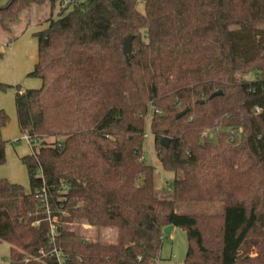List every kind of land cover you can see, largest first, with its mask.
<instances>
[{
    "label": "trees",
    "instance_id": "obj_1",
    "mask_svg": "<svg viewBox=\"0 0 264 264\" xmlns=\"http://www.w3.org/2000/svg\"><path fill=\"white\" fill-rule=\"evenodd\" d=\"M61 1L0 6L8 34L33 7L50 9L48 26L33 33L29 75L42 84L17 85L15 95L21 132L39 141L22 157L30 191L0 177V241L11 244L10 264L26 256L27 264H57L40 254L54 245L72 264H153L169 225L187 233L184 264H264V0ZM249 73L255 78L239 77ZM149 113L159 163L174 173L168 198L143 159ZM9 119L0 108V163ZM42 189L58 218L54 243ZM181 202H220L223 211L182 214ZM75 221L116 228L117 238L84 237L67 227Z\"/></svg>",
    "mask_w": 264,
    "mask_h": 264
},
{
    "label": "rangeland",
    "instance_id": "obj_2",
    "mask_svg": "<svg viewBox=\"0 0 264 264\" xmlns=\"http://www.w3.org/2000/svg\"><path fill=\"white\" fill-rule=\"evenodd\" d=\"M10 0H0V6ZM60 8V7H59ZM57 7L53 12V17L59 15ZM139 9L144 10L143 4H139ZM27 13V12H26ZM25 13V14H26ZM24 14V15H25ZM23 15V16H24ZM20 26L13 29V33L8 34L2 30L0 36V51L3 56L0 58V82L12 85L5 90L0 89V107L4 108L9 114V122L5 126V135L3 138L7 141L5 145V161L0 163V177L7 178L11 182L19 183L24 187L25 192L30 191V179L26 165L22 157L33 153V146H38L39 141L30 144L24 139V134L18 127L17 112L15 105L16 86L20 85L22 89L38 88L42 84L40 78L30 76L29 73L34 69L37 61L38 42L33 33L28 30L23 33L25 23L31 19L37 21L36 27L47 21L50 17L48 6L37 7L26 14ZM28 25V24H27ZM1 27V26H0ZM2 29V28H1ZM20 32L10 41L14 34ZM11 43V44H10ZM243 80L255 78L254 73L239 76ZM148 114L146 131L148 132L143 159L155 167V184L161 197L168 198L173 188L174 173L162 168L157 158V151L154 147V139L149 130ZM208 138L216 140L217 130L208 129L205 131ZM55 138H48V143H53ZM176 211L182 214H215L223 211V204L220 202H181L176 205ZM35 222V221H34ZM68 228L79 232L84 237L90 239H102L105 241H115L117 238V229L113 227H96L83 222L68 223ZM188 249V238L184 228L176 226L173 230L165 233L160 257L154 264H184ZM11 244L5 240L0 241V264H10L11 262Z\"/></svg>",
    "mask_w": 264,
    "mask_h": 264
},
{
    "label": "built area",
    "instance_id": "obj_3",
    "mask_svg": "<svg viewBox=\"0 0 264 264\" xmlns=\"http://www.w3.org/2000/svg\"><path fill=\"white\" fill-rule=\"evenodd\" d=\"M73 1L74 0H62L60 2V7L64 8L68 4L72 3ZM254 109L257 112H259L261 110L259 105H255ZM242 130H243L242 128H239L237 131H232L231 141L237 140V138L240 137ZM24 139H26L31 144V141H32L31 136H29L28 134H24ZM38 197L40 200V207L43 209V212L47 215V219L51 222V234H52L51 242L54 243L55 234L57 231L58 218L51 216V207L49 204V195H48L47 191L45 189H42V191L40 192ZM63 214L66 215L67 213L65 211H63ZM40 222H41V220L38 219L33 224L39 225ZM40 254L43 257L49 256V255L54 256L57 260V264H72L69 256L66 253H64L60 247H58L56 245H54L52 247V249H50L49 251L41 249ZM30 260H31V257L26 256L24 258V263L27 264ZM156 261H158V260H156Z\"/></svg>",
    "mask_w": 264,
    "mask_h": 264
},
{
    "label": "water",
    "instance_id": "obj_4",
    "mask_svg": "<svg viewBox=\"0 0 264 264\" xmlns=\"http://www.w3.org/2000/svg\"><path fill=\"white\" fill-rule=\"evenodd\" d=\"M132 42H133V36L132 35H128L125 40L123 41V52L126 56V61L129 63L131 58L133 57V50H132ZM222 91H216L213 93L212 96H216V95H219L221 94ZM189 110V107H186L184 110H182L178 115L177 117H180L182 115H184L187 111ZM170 141V138L169 137H164L163 140H162V143L164 145H168ZM173 228V225H169L165 228V233H168L172 230Z\"/></svg>",
    "mask_w": 264,
    "mask_h": 264
},
{
    "label": "crops",
    "instance_id": "obj_5",
    "mask_svg": "<svg viewBox=\"0 0 264 264\" xmlns=\"http://www.w3.org/2000/svg\"><path fill=\"white\" fill-rule=\"evenodd\" d=\"M35 8H36V6L35 7H33L32 9H30L29 11H27V13L28 12H30V11H32V10H35ZM26 13V14H27ZM24 15V16H22V18H21V21L19 22V23H17L16 25H14V27H13V29L16 27V26H20V24L22 23V22H24L23 21V19H24V17L25 16H27V15ZM48 19V18H47ZM35 21H37V20H35V19H31V21L30 22H27V23H25L26 25H25V27H24V29H23V33H25L26 31H28V30H30L32 33H34L35 31H38V30H41V29H44V28H46L47 26H48V24H49V22L48 21H46V22H44L43 24H40L38 27H36V24H37V22H35ZM28 24V25H27ZM2 32V29H1V27H0V36H1V33ZM20 32H17V34H14L13 36H17L18 34H19ZM36 38V37H35ZM37 39V38H36ZM11 44V43H10ZM37 62V61H36ZM35 62V63H36ZM0 108H2V107H0ZM18 120V119H17ZM18 127H19V123H18ZM5 127L3 128V131H2V133H3V135H5ZM19 129H20V127H19ZM21 131V130H20ZM176 226H173V228H172V230L175 228Z\"/></svg>",
    "mask_w": 264,
    "mask_h": 264
}]
</instances>
